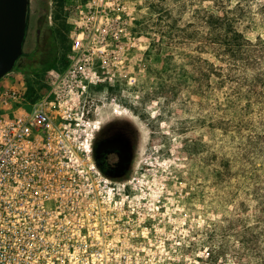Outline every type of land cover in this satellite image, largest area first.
<instances>
[{
    "label": "rangeland",
    "instance_id": "rangeland-1",
    "mask_svg": "<svg viewBox=\"0 0 264 264\" xmlns=\"http://www.w3.org/2000/svg\"><path fill=\"white\" fill-rule=\"evenodd\" d=\"M198 6L211 9L198 0H28L22 54L2 80L23 81L30 95L47 89L45 66L65 68L70 36L96 30L104 54L78 63L92 77L84 132L103 177L125 186L147 264H264V111L228 104L227 82L192 76L195 51L178 36L191 32ZM240 27L252 40L264 34L259 16ZM101 140L117 171L99 168Z\"/></svg>",
    "mask_w": 264,
    "mask_h": 264
},
{
    "label": "built area",
    "instance_id": "built-area-1",
    "mask_svg": "<svg viewBox=\"0 0 264 264\" xmlns=\"http://www.w3.org/2000/svg\"><path fill=\"white\" fill-rule=\"evenodd\" d=\"M95 31L70 36L67 65L47 70V89L30 95L23 81L0 79V264L148 262L125 186L103 177L84 132L92 77L78 63L104 54Z\"/></svg>",
    "mask_w": 264,
    "mask_h": 264
},
{
    "label": "trees",
    "instance_id": "trees-1",
    "mask_svg": "<svg viewBox=\"0 0 264 264\" xmlns=\"http://www.w3.org/2000/svg\"><path fill=\"white\" fill-rule=\"evenodd\" d=\"M205 1L211 3V9L195 8L191 32L183 28L178 36L195 51L187 57L193 63L192 76H214L221 83L227 82L228 104L240 103L248 113L255 108L264 111V34L252 40L240 27L258 16L264 22V0H198ZM153 7L149 8L150 15ZM166 23L165 27L170 28ZM203 52L219 64L202 58ZM53 67L51 63L44 69Z\"/></svg>",
    "mask_w": 264,
    "mask_h": 264
},
{
    "label": "water",
    "instance_id": "water-1",
    "mask_svg": "<svg viewBox=\"0 0 264 264\" xmlns=\"http://www.w3.org/2000/svg\"><path fill=\"white\" fill-rule=\"evenodd\" d=\"M28 0H0V79L22 54Z\"/></svg>",
    "mask_w": 264,
    "mask_h": 264
},
{
    "label": "flooded vegetation",
    "instance_id": "flooded-vegetation-1",
    "mask_svg": "<svg viewBox=\"0 0 264 264\" xmlns=\"http://www.w3.org/2000/svg\"><path fill=\"white\" fill-rule=\"evenodd\" d=\"M24 38H25V33H24ZM108 146L109 144H107L105 140H101L100 143L98 144L97 146L98 150H97V156H96L97 164L102 171L112 173L114 170L117 171L118 168H116L115 166H111L108 162L109 160L108 153L110 151V148Z\"/></svg>",
    "mask_w": 264,
    "mask_h": 264
}]
</instances>
